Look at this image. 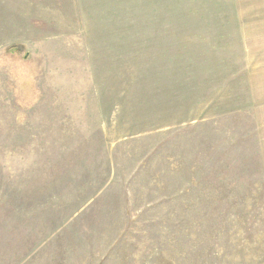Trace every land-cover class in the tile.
Returning <instances> with one entry per match:
<instances>
[{"label": "rangeland", "instance_id": "1", "mask_svg": "<svg viewBox=\"0 0 264 264\" xmlns=\"http://www.w3.org/2000/svg\"><path fill=\"white\" fill-rule=\"evenodd\" d=\"M0 264H264V0H0Z\"/></svg>", "mask_w": 264, "mask_h": 264}]
</instances>
